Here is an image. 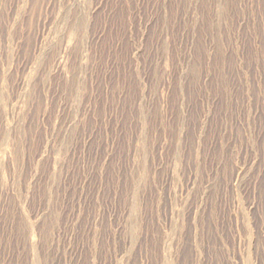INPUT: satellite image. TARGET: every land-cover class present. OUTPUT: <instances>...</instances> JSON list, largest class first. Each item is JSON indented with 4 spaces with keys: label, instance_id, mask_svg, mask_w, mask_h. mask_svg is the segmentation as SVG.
Instances as JSON below:
<instances>
[{
    "label": "rangeland",
    "instance_id": "374dc122",
    "mask_svg": "<svg viewBox=\"0 0 264 264\" xmlns=\"http://www.w3.org/2000/svg\"><path fill=\"white\" fill-rule=\"evenodd\" d=\"M0 264H264V0H0Z\"/></svg>",
    "mask_w": 264,
    "mask_h": 264
}]
</instances>
